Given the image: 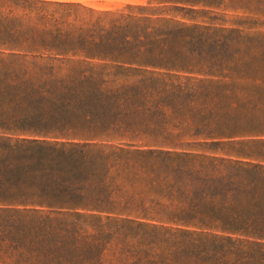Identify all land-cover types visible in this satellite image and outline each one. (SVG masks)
I'll return each mask as SVG.
<instances>
[{
  "label": "trees",
  "instance_id": "trees-1",
  "mask_svg": "<svg viewBox=\"0 0 264 264\" xmlns=\"http://www.w3.org/2000/svg\"><path fill=\"white\" fill-rule=\"evenodd\" d=\"M14 9L7 8L6 14ZM3 25L10 26L7 20ZM102 29L94 28L90 37L94 40L81 48L85 59L73 62L86 61L81 71L73 65L47 67L15 59L34 56L33 51L22 50L26 45L16 42L0 43V55L11 59L0 58V205L20 206L25 213L36 214L41 209L53 214L101 213L105 222L96 225L99 236L117 228L120 236L135 238L147 247L169 242L179 250L180 264H252L238 256L247 239L264 246L261 168L186 156L176 159L153 151L103 153L96 144L112 134L121 140L129 134L159 130L166 109H199L203 120L217 115L216 138L235 137L236 127L221 124L217 113L221 101L231 97L226 90L220 94L219 87L227 86L165 79L171 71L194 69L204 76L226 77L220 73L230 70L232 62L224 56L229 44L185 41L171 30L150 35L140 27L135 35L127 27ZM28 33L18 35L34 40ZM94 58L102 62L96 69L89 64ZM130 72L136 78L122 84L119 76ZM260 89L264 95V85ZM203 145L219 146L220 142ZM119 181L134 189L141 185L136 198L117 202L114 194L121 193L116 186ZM18 211L0 209L1 214ZM126 212L135 217H115ZM39 218L43 219L28 230L20 226L21 219L4 220L0 238L6 243L0 248L14 254V264H98L101 249L89 241H96L94 236L82 238L63 221L49 229L44 223L48 217ZM164 254L165 249L133 264H169ZM258 256L264 261L263 253Z\"/></svg>",
  "mask_w": 264,
  "mask_h": 264
},
{
  "label": "rangeland",
  "instance_id": "rangeland-1",
  "mask_svg": "<svg viewBox=\"0 0 264 264\" xmlns=\"http://www.w3.org/2000/svg\"><path fill=\"white\" fill-rule=\"evenodd\" d=\"M31 1L26 5L21 2L13 4L14 1L0 0V43L16 42L26 45L22 50L33 51L35 57L27 55L15 59L36 61L47 67L67 68L72 66L73 62L83 61L87 54L80 51L85 42L94 40L90 38L94 28L113 31L116 27H127L128 33L134 32L135 35H138L140 27L150 35L171 30L179 32L178 36L185 41L205 40L221 45L229 44L224 56L232 62L228 63L230 70L220 73L226 77L204 76L206 73L200 74L198 69H194L191 73L171 71L166 74L165 79L179 84L197 82L227 86L226 89L219 87L223 89L220 94L222 96L226 90V94H230L231 97L221 101L217 113L221 124L236 127L235 137L216 138L219 132L215 125L217 115L203 120L199 109H166L159 130H149L137 136L129 134L121 140L116 134H112L99 139L102 141L96 144L102 147L103 153L117 150L153 151L168 153L169 157L176 159L186 156L197 161L213 159L216 160L214 163L221 164L244 163L264 171V95L260 89L264 85V0ZM25 7H29V10ZM7 8L15 9L12 13L6 14ZM4 20H7L10 26H4ZM22 33L30 34L34 40L29 41L30 39L18 35ZM63 45L74 50L58 48ZM49 51L60 55L54 58L47 57L53 56L52 54H42ZM217 52L215 51V54ZM0 58L11 60L3 55H0ZM85 63L75 64L73 68L78 71L84 70L87 67ZM101 63L95 58L89 60L90 67L94 69ZM153 73L161 75L162 72ZM135 75L136 73L130 72L127 77L119 76V81L122 84L128 83L136 78ZM108 79L113 78L110 76ZM212 89L216 91L215 88ZM213 142H220V145H203ZM116 186L124 193L114 194L115 200L121 202L124 198H136L141 185H135L134 189L119 181ZM0 209L19 210L15 214L0 213V232L3 234L5 219L6 223L10 219H21L20 226L28 230L43 219L39 217L47 216L44 223L49 229L64 223L73 225L82 238L86 234L94 236L97 240L90 238L89 241L96 242L97 250L101 249L97 258L98 264H133L137 258H148V254H160L164 249L169 264H180L179 250L169 246V242H165L166 246L158 247L160 242H156L147 247L135 238L120 236L117 228L109 231L112 234L99 236L97 233L100 227L96 225L105 222L101 213L74 210L64 214H53L41 209L40 213L36 214L25 213L24 210H20L23 209L20 206L2 205ZM128 216L129 219L135 217L128 212L115 217L126 219ZM5 243L0 238V246ZM246 243L238 257L252 264H264L263 260L259 261L258 256L264 254V246L255 245L250 239H247ZM13 256V253L0 248V264H14L11 259Z\"/></svg>",
  "mask_w": 264,
  "mask_h": 264
}]
</instances>
